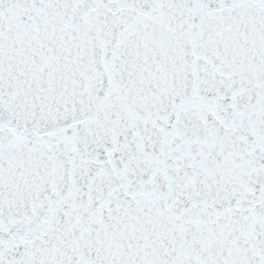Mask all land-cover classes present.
Masks as SVG:
<instances>
[{
    "label": "snow or ice",
    "instance_id": "snow-or-ice-1",
    "mask_svg": "<svg viewBox=\"0 0 264 264\" xmlns=\"http://www.w3.org/2000/svg\"><path fill=\"white\" fill-rule=\"evenodd\" d=\"M0 264H264V0H0Z\"/></svg>",
    "mask_w": 264,
    "mask_h": 264
}]
</instances>
